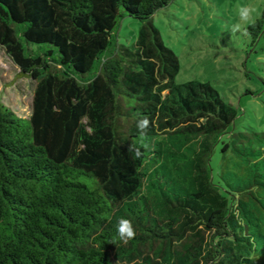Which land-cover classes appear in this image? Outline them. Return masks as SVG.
<instances>
[{
  "label": "trees",
  "instance_id": "16d2710c",
  "mask_svg": "<svg viewBox=\"0 0 264 264\" xmlns=\"http://www.w3.org/2000/svg\"><path fill=\"white\" fill-rule=\"evenodd\" d=\"M172 1L0 0V47L35 81L29 118L0 101V264H264V133L229 134L210 84H175L152 24Z\"/></svg>",
  "mask_w": 264,
  "mask_h": 264
},
{
  "label": "rangeland",
  "instance_id": "374dc122",
  "mask_svg": "<svg viewBox=\"0 0 264 264\" xmlns=\"http://www.w3.org/2000/svg\"><path fill=\"white\" fill-rule=\"evenodd\" d=\"M242 5L255 12L250 23L232 33L230 26L239 22L237 9ZM258 19L262 27L256 36L248 27ZM152 24L178 57L175 84H210L232 109L229 134L249 128L264 133V0H173L153 15ZM142 27L137 20L123 18L116 29L117 42L132 48ZM18 71L0 47V101L18 117L29 118L35 81L18 77ZM210 168L216 181L217 149Z\"/></svg>",
  "mask_w": 264,
  "mask_h": 264
},
{
  "label": "clouds",
  "instance_id": "9594fccd",
  "mask_svg": "<svg viewBox=\"0 0 264 264\" xmlns=\"http://www.w3.org/2000/svg\"><path fill=\"white\" fill-rule=\"evenodd\" d=\"M255 12V9L247 6V5H242L237 9V15L239 22L235 23L230 26V31L232 33H237L241 31L242 24H248L251 22L253 13ZM245 35L247 34L246 32L244 33ZM147 121H142L139 124V127L144 128L147 125ZM116 234L118 240L123 243V244H128L129 241L133 240L136 236V231L135 228L133 227V224L131 220L121 217L117 224H116Z\"/></svg>",
  "mask_w": 264,
  "mask_h": 264
}]
</instances>
